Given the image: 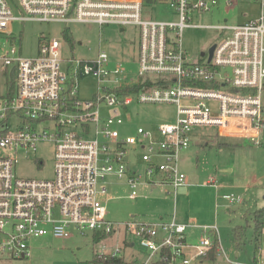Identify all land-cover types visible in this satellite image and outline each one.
Returning <instances> with one entry per match:
<instances>
[{"label": "built area", "instance_id": "built-area-1", "mask_svg": "<svg viewBox=\"0 0 264 264\" xmlns=\"http://www.w3.org/2000/svg\"><path fill=\"white\" fill-rule=\"evenodd\" d=\"M252 1L259 4L258 16L206 25L194 23V16L220 0H0V72L11 77L8 92L0 95V256H27L28 240L47 233L91 234L101 264H202L213 247L228 264H242L224 254L214 226L201 227L192 244L186 236L190 221L109 220L100 197L106 193L103 179L113 175L125 179L131 199L142 181L150 188L167 185L175 198L188 184L178 160L194 127L213 126L219 137L258 144L264 129V0ZM161 2L170 5L175 19L151 17L150 6ZM224 3L228 9L237 2ZM25 21L81 23L99 31L108 25L136 28V80H125L121 61L111 67L106 50L64 59L60 41L45 36L34 56H22L6 29ZM189 28L216 30L209 61L208 51L194 60L183 47L182 33ZM85 75L98 79L97 90L80 99L78 84ZM134 102L172 104L175 118L154 130L136 125L130 133L128 107ZM41 141L53 143L52 177L17 175L16 164ZM138 149L142 170L129 160ZM37 163L43 165L42 159ZM223 198L241 202L233 193ZM114 235L120 237L109 243ZM257 238L250 264H264V223Z\"/></svg>", "mask_w": 264, "mask_h": 264}, {"label": "rangeland", "instance_id": "rangeland-1", "mask_svg": "<svg viewBox=\"0 0 264 264\" xmlns=\"http://www.w3.org/2000/svg\"><path fill=\"white\" fill-rule=\"evenodd\" d=\"M236 4L226 9L224 0L211 11L195 15L194 23L217 25L243 22L259 14V4L252 0H236ZM151 17L172 19V8L166 2L150 6ZM6 31L12 33L13 43L19 46L22 56H34L43 36L57 39L61 43L60 53L67 58H92L99 50H106L110 57V66L121 61L126 81L137 78V29L132 26L120 31L117 26L108 25L99 31L95 25L81 23L63 24L60 22H13ZM100 32V34H99ZM65 33L72 39L68 42ZM217 40L215 29L189 28L182 33V44L194 60L202 51H208ZM12 42L4 43L11 46ZM65 63L62 67L65 68ZM11 77L0 72V95L9 90ZM98 79L85 75L79 80V98H91L97 90ZM260 99L264 104V89ZM107 108H103L106 110ZM132 115L130 133L141 124L146 130L153 129L160 122H169L175 118V106L172 104L132 103L128 107ZM123 114L125 112H122ZM123 114H121L123 116ZM135 124V126H133ZM123 130V127H118ZM193 137L188 148L179 153V170L189 178L190 185L185 193L170 197L167 185L160 184L153 191L143 181L136 184L137 196L128 197L130 187L124 178L118 179L106 175V193L100 197L109 220H126L133 214L144 220H153L159 215H176V220L192 221L186 228V236L195 244L201 237V227L214 226L217 241L230 261L242 264L252 263L258 238L255 236L252 215L255 210L264 208V129L260 131L258 144L250 138H232L217 136V128L198 126L193 129ZM219 146H221L219 148ZM141 150L129 154L130 165L142 170ZM53 143L41 141L34 150L28 151L15 166V172L22 177L50 178L53 175ZM42 159L43 165L37 163ZM233 193L241 202H230L223 194ZM28 254L20 258L9 255L0 256V264H97L94 253L98 249L92 235L73 234L67 238H58L50 233L32 237L28 240ZM239 256H235V252ZM202 264H228L225 257L215 255Z\"/></svg>", "mask_w": 264, "mask_h": 264}, {"label": "trees", "instance_id": "trees-1", "mask_svg": "<svg viewBox=\"0 0 264 264\" xmlns=\"http://www.w3.org/2000/svg\"><path fill=\"white\" fill-rule=\"evenodd\" d=\"M65 36L68 40V42H72V39L69 38V36L67 35V33H65ZM136 89H138V87H135ZM221 146H219L220 148ZM252 219H253V222H254V229H255V236L257 237L261 228H262V225L264 223V208H260L258 210H255L253 215H252ZM216 244V242H215ZM214 247L212 249V251L209 253L208 257L210 259H212L214 257ZM207 257V258H208ZM94 262H96L97 264H101L100 261L98 259H95L94 257ZM111 262H104L103 264H109ZM114 264V263H112Z\"/></svg>", "mask_w": 264, "mask_h": 264}, {"label": "crops", "instance_id": "crops-1", "mask_svg": "<svg viewBox=\"0 0 264 264\" xmlns=\"http://www.w3.org/2000/svg\"><path fill=\"white\" fill-rule=\"evenodd\" d=\"M248 19V18H247ZM246 19V20H247ZM120 31H122V30H120ZM37 52V51H36ZM138 125H141V124H138ZM133 126H135V124H133ZM155 126L156 125H154V128H155ZM136 127V126H135ZM227 137H232V138H243V137H236V136H227ZM222 138H224V137H222ZM132 166L133 167H135V163H134V161L132 162ZM115 177V176H114ZM125 180V179H124ZM126 182V181H125ZM127 184V183H126ZM190 185V182H189V178H188V184H187V186H185V187H182V188H185V191H180V189L178 190V194H180V193H185L186 192V190H187V187ZM158 186V185H157ZM157 186H153L152 188H150L149 187V190L150 191H153ZM168 191V190H167ZM168 193V192H167ZM169 194V193H168ZM226 194H228V193H226ZM229 194H231V193H229ZM170 195V194H169ZM224 195V194H223ZM222 195V196H223ZM102 196V195H101ZM170 197H171V195H170ZM132 216H136L137 217V215L136 214H133V215H131L130 217H132ZM172 216H174L175 217V219H176V215L175 214H172V215H159L158 217H163V218H171ZM130 217H128L126 220H128ZM190 217V216H189ZM189 217H188V219H189ZM188 219L185 221V222H188ZM126 220H121V221H119V220H113V221H118V222H123V221H126ZM192 221H190L189 223H191ZM192 224V223H191ZM118 237H120L119 235H114V236H112L110 239H108V242L109 243H114L117 239H118ZM235 256H239V252H235Z\"/></svg>", "mask_w": 264, "mask_h": 264}, {"label": "water", "instance_id": "water-1", "mask_svg": "<svg viewBox=\"0 0 264 264\" xmlns=\"http://www.w3.org/2000/svg\"><path fill=\"white\" fill-rule=\"evenodd\" d=\"M213 49H214V45H212V46L209 48V50H208V61L211 59ZM204 54H205L204 51H202V52L200 53L201 56H204ZM180 191H182V192L185 191V188H181Z\"/></svg>", "mask_w": 264, "mask_h": 264}]
</instances>
